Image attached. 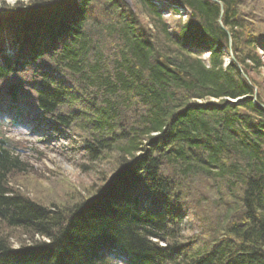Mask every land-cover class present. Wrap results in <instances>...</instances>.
I'll list each match as a JSON object with an SVG mask.
<instances>
[{"label": "trees", "instance_id": "trees-1", "mask_svg": "<svg viewBox=\"0 0 264 264\" xmlns=\"http://www.w3.org/2000/svg\"><path fill=\"white\" fill-rule=\"evenodd\" d=\"M105 1L107 22L89 0L0 6V118L37 114L88 161H114L98 188L45 204L10 188L26 164L0 136V222L29 241L11 249L0 234V264H264V103L251 75L264 63L239 0H159L189 11L174 31L157 0L135 2L147 25ZM47 54L54 66L40 67ZM195 177L219 181L223 218L192 247L168 233L181 217L166 196Z\"/></svg>", "mask_w": 264, "mask_h": 264}, {"label": "rangeland", "instance_id": "rangeland-1", "mask_svg": "<svg viewBox=\"0 0 264 264\" xmlns=\"http://www.w3.org/2000/svg\"><path fill=\"white\" fill-rule=\"evenodd\" d=\"M122 1L125 5H128L129 8L133 9L134 13L140 16V20L146 21L142 23H146L147 25V18L143 15V12L140 11V7L135 4L137 0ZM93 2L95 3V0H93ZM165 3V1H159L154 4L157 10L163 12L162 17L165 19L170 29L174 31L173 26L176 24V21L178 19L184 21L189 11L185 7L186 9L181 8L179 12H173V9H169L168 7L165 8ZM168 3L169 2H167V4ZM95 4L97 6V2ZM93 5L94 4H91L89 9L91 16L95 15L94 18H97L102 22H107L109 20V15L106 16L105 13L109 14L112 10H108L103 13V9L98 8L99 6L108 5L107 1L100 0L96 10L93 9ZM107 9H110V7ZM238 10L239 14H241L243 18H246L247 22L250 24L253 31L252 33L256 37V53L258 55L260 54L261 60L264 63V0H239ZM95 12L97 13L95 14ZM101 17H103V19H101ZM7 38L9 39V37L3 36V39ZM5 42L7 43H4V48L9 45L8 41ZM222 48L223 51L226 50L224 45H222ZM6 52L14 54L12 47L8 48ZM229 54V52L225 53V64L228 63V59L230 57ZM203 55H206V53ZM45 57L46 59L41 61L40 65H38L40 67L48 66L50 68L51 66H54V64L49 61V55L47 54ZM51 70L55 72L53 69ZM251 75L259 81V92L264 103V68L256 72H251ZM24 78L25 77L18 74L14 79H16V82H28L24 93L31 98V92L28 87V85L32 84L30 76H28L27 79ZM6 87V82H3L2 84L0 83V99L5 95ZM27 101L32 102L29 98H27ZM40 129L42 131L39 133L31 134L29 129L18 128L10 125L9 123H0V134L4 138L8 139L9 143L17 149L16 152L26 164L25 171L9 176L10 178L8 180L10 181V188L14 192L25 195L30 199L33 198L38 202L40 201L45 204L60 203L63 200H65L63 202L66 203V201L69 200L67 199V195L70 196V193L74 194L73 191H80L84 193L85 191H91L92 188L96 189L103 182V179L107 178L111 174L114 162L112 159L109 160L110 158L106 157L105 160L90 162L83 156V152L77 148L78 143L75 142L72 137L71 139H67L62 134L50 132L44 125H40ZM170 176L173 177V175ZM195 178L197 183L196 185H193V189L198 195L205 194V190L207 188L206 181L208 182V180L199 179L200 177ZM183 184L188 186L186 182ZM175 185H178L177 178ZM166 197L169 202H174V205L171 206V210L173 209L172 211H175V213L181 217L179 222L177 221V224H175L176 226L171 228L172 231H169L168 233L171 235L177 233V236L181 237V240L178 238L177 240H180L185 244L192 243L190 244L192 247H195V244L193 243H196V241H207L210 238V235L205 231L206 225L209 221L198 217L197 214H199V206L201 204L195 203V201L192 200L195 197H185L181 200L172 189ZM184 205H187V211H191L193 207L195 210L199 211H194V215H189L185 210L179 209ZM204 211L208 214L211 222L212 218L215 217V214L212 215L210 207L208 210L204 209ZM200 213L202 214L201 211ZM0 234L6 238L8 237L9 244H11L12 247H18L19 245L29 242L24 236L20 235L18 231L6 229L1 222ZM33 238L41 239L38 236Z\"/></svg>", "mask_w": 264, "mask_h": 264}, {"label": "bare ground", "instance_id": "bare-ground-1", "mask_svg": "<svg viewBox=\"0 0 264 264\" xmlns=\"http://www.w3.org/2000/svg\"><path fill=\"white\" fill-rule=\"evenodd\" d=\"M25 1L26 2H29L31 0H28V1L27 0H0V4L1 5L4 4V3H7V4H15V3H18V2H25ZM96 1L97 2H100V0H95V3H96ZM89 2H90V4H89L90 6H91V4H94L93 5V9L96 10V8H97L98 5L96 6V4L93 2V0H92L93 3H91L90 0H89ZM221 8H222V3H221ZM89 9H90V7H89ZM218 22H219L220 26L223 29H225L220 17L218 19ZM228 37H230V34H228ZM161 167H163L162 164H161ZM209 181H210V184H209ZM209 181L208 182L206 181L207 188L205 190V194H203V195L202 194H200V195L197 194V192L193 189L194 188L193 187L194 181L192 182L191 180L188 181V183L186 182L188 186H185L184 184H182V185L179 184V185L173 186V192L175 194H177L178 197H179V199H181V200H182V198H185V197L194 196L195 198H193L192 200H194L195 203L201 204L199 206V209L202 212V214L200 213L199 210H195V208L193 207L192 210L189 211V215H194V211L195 212H198L199 211V214H197L198 217H201V218H203V219H205V220H207V221L210 222V219H209L208 214L204 211V209L205 210H208L209 207H210V209L212 210L211 211L212 212V215L215 214V216L220 217V221H221L222 218H223V213L221 211V207L219 206L220 205L219 201H220V198H221L220 196H221V193L222 192L218 188L219 181L217 179L216 180H213L212 178ZM229 199H230L229 197H225L224 198V200H226V201H229ZM214 220L215 219L212 218V221L210 223L209 222L207 223V225H206V231L205 232H208L209 233L212 230L211 224L214 222Z\"/></svg>", "mask_w": 264, "mask_h": 264}, {"label": "water", "instance_id": "water-1", "mask_svg": "<svg viewBox=\"0 0 264 264\" xmlns=\"http://www.w3.org/2000/svg\"><path fill=\"white\" fill-rule=\"evenodd\" d=\"M221 5V4H220ZM229 44H230V39H229Z\"/></svg>", "mask_w": 264, "mask_h": 264}]
</instances>
